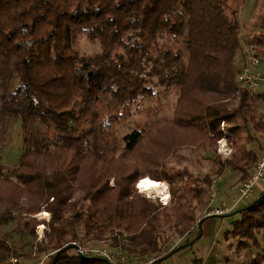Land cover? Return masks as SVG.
Returning <instances> with one entry per match:
<instances>
[{
	"label": "trees",
	"instance_id": "trees-1",
	"mask_svg": "<svg viewBox=\"0 0 264 264\" xmlns=\"http://www.w3.org/2000/svg\"><path fill=\"white\" fill-rule=\"evenodd\" d=\"M238 4L0 0V264L35 247L50 252L48 264H112L100 256L81 258L74 242L122 248L133 257L156 254L153 264H160L200 239L201 230L164 253L198 225L212 184L210 174L193 176L170 158L188 144L208 148L223 137L256 141L264 134V98L237 83L244 57ZM260 4L253 19L260 28L250 37L259 56ZM84 37L101 49L81 52ZM158 86L177 91L172 116L120 141L105 113L154 98ZM15 132L22 150L9 165L3 154ZM211 155L212 173L229 167L242 184L256 172L264 146L233 151L225 160ZM146 177L168 182L167 204L138 192ZM259 197L230 212L236 218L225 234L224 264L231 251L243 256L234 264H264V191ZM43 208L51 214L47 242L35 244L40 223L34 215ZM195 264L209 263L196 258Z\"/></svg>",
	"mask_w": 264,
	"mask_h": 264
},
{
	"label": "rangeland",
	"instance_id": "rangeland-1",
	"mask_svg": "<svg viewBox=\"0 0 264 264\" xmlns=\"http://www.w3.org/2000/svg\"><path fill=\"white\" fill-rule=\"evenodd\" d=\"M239 5V19L242 24V41L244 45V53L250 48V37L252 33L260 28V24L257 22L256 24L253 23L254 19V11L257 9V4H260V0H237ZM261 8L264 9V3L260 4ZM100 44L98 42H91L87 38H82L79 43V49L81 52L90 54L99 51ZM260 57L262 58V66L261 69H264V53H260ZM177 91L175 89L165 90L162 87H157V94L154 98L146 99L141 101L140 103L131 104L129 106H120L112 111H115L112 116L109 115V112L105 113L106 118L110 121L111 129L117 136V138L122 141L123 136L134 129L141 128L145 123L150 122L153 119H159L164 117H171L173 114L175 101L177 99ZM234 101V99L232 100ZM105 102H103L104 104ZM260 110H264L263 106L259 107ZM109 111V110H108ZM106 112V110H105ZM111 113V112H110ZM17 126V125H16ZM228 127L227 123H222V128L225 129V133H228L226 130ZM229 137V135H228ZM229 139V138H228ZM225 140L220 143V141H216V143L212 144L210 147H204V145L199 147H193L191 144L187 146H181L176 150V153L172 155L170 158V164L174 166H178L182 168L184 166L189 167L193 176L202 177L206 173L210 174L211 178V186L209 187V193L206 197V204L198 208V224L199 221L202 220L204 217L209 215H221L216 214L215 209L217 203L222 204L225 202L226 204L230 205L234 202V199L239 197V188L241 183H239L238 173L231 168L228 167L229 171H224L221 175H216L212 173L210 161L206 156H212L211 154L214 153L216 156L221 157L223 160L232 156L231 153L225 155L228 151V147H232L234 154L240 155L242 154L244 149H252V148H259V142L262 143L264 146V134H261L259 139L256 141H251L247 138L246 135H243L242 138L239 139H230ZM221 140V139H220ZM21 138L18 132H15L13 140L10 141L8 149L3 154V161L9 165H15L19 161V156L21 153ZM220 149V151H219ZM205 151V153H204ZM219 152H222L219 153ZM178 161V162H177ZM145 179V178H144ZM142 182V181H141ZM140 182V184H141ZM168 185V182H165ZM113 184V183H112ZM138 184V183H137ZM140 184L137 187L138 192L147 197L156 200L159 197H150L148 194L143 193L140 191ZM169 186V185H168ZM263 187V188H262ZM264 178L261 179L256 186L254 187L253 191L251 192L250 196L243 199L239 205L234 207L232 211L239 209L253 200L257 199L261 192L264 191ZM169 191V189H168ZM217 191L215 195V201L213 203L210 202L212 192ZM170 194V192H169ZM170 200V198H169ZM169 200L163 204H167ZM44 213H48V215H44ZM38 222L40 223L37 226L35 244L47 242V238L45 237L46 231H48L47 222H49L51 218V214L45 208H43L40 212L34 215ZM235 216V215H234ZM234 216L230 217H218L217 224L213 228L215 231H219L218 234L215 236L206 237V235L201 236L200 239L194 241V243L186 247L188 248V253L184 255H173L171 258L169 257V262L165 264H190L187 257H200V256H207V262L209 264H224L225 256L228 254L227 249V242L225 234L231 230L232 228V221ZM236 218V216H235ZM207 226V225H206ZM12 225L5 224L4 229L10 230ZM4 229H1L5 232ZM200 234V230H196L195 233H192L188 239H193ZM16 238V237H15ZM233 240V239H232ZM234 242V241H232ZM18 243H22L18 241ZM174 244V243H173ZM236 245V242H234ZM234 246V245H233ZM170 247V246H169ZM168 246L165 247L164 252ZM182 250V249H181ZM180 251V250H179ZM177 251L176 253H178ZM256 251V250H255ZM24 255L21 257L13 258L10 260V264H48L50 261V252H44L42 254L39 253V249L35 247L34 251L30 254V249L26 248L24 250ZM174 253V254H176ZM156 255V254H155ZM229 258L231 259L229 263L226 261V264H234L236 263L240 256H236L235 251H231L229 253ZM242 256V255H241ZM179 258V259H178ZM168 259V258H167ZM243 259V256L240 260ZM163 260L162 262H164ZM162 262L160 264H162Z\"/></svg>",
	"mask_w": 264,
	"mask_h": 264
},
{
	"label": "built area",
	"instance_id": "built-area-1",
	"mask_svg": "<svg viewBox=\"0 0 264 264\" xmlns=\"http://www.w3.org/2000/svg\"><path fill=\"white\" fill-rule=\"evenodd\" d=\"M255 45L250 43V48L245 52L243 57V62L239 66L238 74H237V83L239 88L241 89H250L257 90L260 92L262 97L264 98V69H261L262 59L259 55H257L254 51ZM225 123V122H224ZM227 137H223L220 141L222 143L223 140L227 142ZM220 151V149H219ZM228 152L232 154L233 148L228 147ZM222 154V152H219ZM264 178V155L257 165L256 172L253 173L248 179L243 182L239 188V197L235 199L234 204L231 207L225 206L223 202L222 206L216 207V214H226L234 207L240 204V202L249 197L251 192L253 191L256 184ZM217 191L212 192L210 202L213 203L215 201V195ZM76 246L77 252L79 254L85 256H100L106 258L112 264H153L157 260V256L150 255L145 257H133L130 256L126 250L122 248H114L110 249L105 246L100 245H88L81 243H73ZM176 244H172L169 248L165 250L164 253L171 251Z\"/></svg>",
	"mask_w": 264,
	"mask_h": 264
},
{
	"label": "crops",
	"instance_id": "crops-1",
	"mask_svg": "<svg viewBox=\"0 0 264 264\" xmlns=\"http://www.w3.org/2000/svg\"><path fill=\"white\" fill-rule=\"evenodd\" d=\"M227 170L229 171L228 168H227L225 171H227ZM262 188H263V187H262ZM263 190H264V189H263ZM262 192H263V191H262ZM234 201H235V199H234ZM224 203H225V202H224ZM222 204H223V202H222ZM222 204L217 203L216 206H218V207L220 208V207L222 206ZM233 204H234V202H232L230 205H228V204L225 203V206H227V207H231ZM230 212H231V211H230ZM230 212H228V213H230ZM228 213H226V214H228ZM218 217H219V216H217V217H211V218H208V219L204 220L202 223L200 222V224L196 225V226L193 228L192 233H195L196 230H201V234H202V236H204V235H206V237L215 236V234H218V232H219V231H215V230L213 229V228L215 227V225L217 224V219H218ZM221 217H222V218H225V217H227V216L224 215V216H221ZM206 225H207V226H206ZM192 233H190V234L186 235L185 237L180 238V239H178L176 242H174V243L176 244V246H177V245H181V244L185 243L186 241L190 240V239H188V238L190 237V235H191ZM176 246H175V247H176ZM188 251H189L188 248H184V249L180 250L178 253L173 254V255H176V256H178V257H181V256H179V255L187 254ZM173 255H171V256H169V257L171 258ZM207 256H208V255H207ZM207 256H203V255L200 256V257H196V256H194V257H190V256H188L187 259H188V261H189L190 264H195V259H196V258L203 259V261L206 263V261H207ZM169 257H168V259L166 258L165 261L162 262V264L168 263V262H169ZM172 258H173V257H172ZM178 259H179V258H178Z\"/></svg>",
	"mask_w": 264,
	"mask_h": 264
},
{
	"label": "bare ground",
	"instance_id": "bare-ground-1",
	"mask_svg": "<svg viewBox=\"0 0 264 264\" xmlns=\"http://www.w3.org/2000/svg\"><path fill=\"white\" fill-rule=\"evenodd\" d=\"M140 191L148 194L150 197H159L165 203L170 198L168 185L165 182L156 181L149 177L142 180L140 184ZM44 215H48V213H44Z\"/></svg>",
	"mask_w": 264,
	"mask_h": 264
},
{
	"label": "water",
	"instance_id": "water-1",
	"mask_svg": "<svg viewBox=\"0 0 264 264\" xmlns=\"http://www.w3.org/2000/svg\"><path fill=\"white\" fill-rule=\"evenodd\" d=\"M259 200H260V197L257 198V201H259ZM233 215L234 214H230V213L226 214L227 217H230V216H233ZM79 255H80L81 258H87L88 257V256H85V255H82V254H79ZM163 260H165V259H163ZM55 261L56 260L54 259L52 264H55Z\"/></svg>",
	"mask_w": 264,
	"mask_h": 264
},
{
	"label": "snow or ice",
	"instance_id": "snow-or-ice-1",
	"mask_svg": "<svg viewBox=\"0 0 264 264\" xmlns=\"http://www.w3.org/2000/svg\"><path fill=\"white\" fill-rule=\"evenodd\" d=\"M149 186H151V185H149Z\"/></svg>",
	"mask_w": 264,
	"mask_h": 264
}]
</instances>
